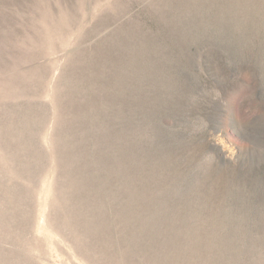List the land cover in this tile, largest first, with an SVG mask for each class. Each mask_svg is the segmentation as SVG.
Returning a JSON list of instances; mask_svg holds the SVG:
<instances>
[{
  "label": "rangeland",
  "instance_id": "rangeland-1",
  "mask_svg": "<svg viewBox=\"0 0 264 264\" xmlns=\"http://www.w3.org/2000/svg\"><path fill=\"white\" fill-rule=\"evenodd\" d=\"M0 264H264V0H0Z\"/></svg>",
  "mask_w": 264,
  "mask_h": 264
}]
</instances>
